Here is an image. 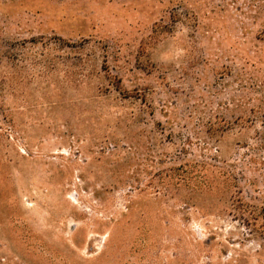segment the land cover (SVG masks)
Masks as SVG:
<instances>
[{
  "label": "rangeland",
  "instance_id": "1",
  "mask_svg": "<svg viewBox=\"0 0 264 264\" xmlns=\"http://www.w3.org/2000/svg\"><path fill=\"white\" fill-rule=\"evenodd\" d=\"M259 1L0 0V264H264Z\"/></svg>",
  "mask_w": 264,
  "mask_h": 264
},
{
  "label": "trees",
  "instance_id": "2",
  "mask_svg": "<svg viewBox=\"0 0 264 264\" xmlns=\"http://www.w3.org/2000/svg\"><path fill=\"white\" fill-rule=\"evenodd\" d=\"M259 3H260V6H262V7H264V1H259ZM263 102V101H262ZM263 104H264V102H263ZM260 112H262V110H263V107L262 106H260ZM261 114H263V113H261ZM262 123L264 124V119L262 120ZM263 218H264V216H263ZM262 227H263V229H264V222L262 223Z\"/></svg>",
  "mask_w": 264,
  "mask_h": 264
}]
</instances>
